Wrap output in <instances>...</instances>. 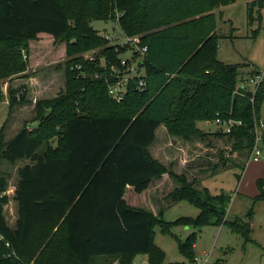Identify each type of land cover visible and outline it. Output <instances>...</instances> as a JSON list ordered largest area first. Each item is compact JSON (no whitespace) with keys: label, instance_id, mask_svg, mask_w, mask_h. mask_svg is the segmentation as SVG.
<instances>
[{"label":"trees","instance_id":"obj_1","mask_svg":"<svg viewBox=\"0 0 264 264\" xmlns=\"http://www.w3.org/2000/svg\"><path fill=\"white\" fill-rule=\"evenodd\" d=\"M236 1L0 0V101L2 83L28 70L31 41L39 33L64 43L68 57L65 90L36 103L38 125L28 121L11 137L7 121L0 127V163L24 162L17 168L14 225L5 208L11 199L9 174L0 175V264H132L138 253L149 255L148 264H162L164 253L153 243L155 224L169 233L176 223L211 221L251 238L250 222L227 218L230 196L197 186L224 169L246 168L261 119L264 83L250 90L240 65L217 55L214 9ZM263 6L264 0L248 3L250 23L262 20ZM97 19L117 22L147 45L146 88L131 81L120 102L108 92V71L99 57L83 56L98 49V56L120 66L127 48L111 45L92 25ZM78 64L86 76L71 69ZM8 94L11 113L25 100V89L10 87ZM229 120V131L198 126ZM159 127L169 135L161 144L167 159L171 150L186 159L181 171L174 167V155L168 163L152 153ZM54 135L59 137L55 148L49 140ZM217 140L230 151L203 153ZM159 181L163 186L155 188ZM153 186L151 207L129 200L131 191L141 194ZM258 186L256 198L264 200V178ZM182 199L198 205L199 215L166 220L167 208ZM193 245L192 237L180 245L192 260Z\"/></svg>","mask_w":264,"mask_h":264},{"label":"rangeland","instance_id":"obj_2","mask_svg":"<svg viewBox=\"0 0 264 264\" xmlns=\"http://www.w3.org/2000/svg\"><path fill=\"white\" fill-rule=\"evenodd\" d=\"M251 0H237L234 3L214 9L216 20V32L219 35L217 55L219 59L227 64L240 65V71L245 77L255 75L259 70L264 71V6L261 9L262 20L256 18L252 23L249 19L248 3ZM258 8L254 9L257 16ZM92 25L102 35H109L111 43L122 35L119 24L115 21L93 20ZM93 49L83 53L93 54ZM124 58H130L132 52L128 50L121 54ZM68 57L65 54V44L57 43L54 37L48 33L41 32L38 38L31 41V52L28 70L11 79L5 80L3 84L4 98L0 101V127L7 121V137L13 136L26 122H31V127L38 124L34 121L36 115V103L42 99L54 98L65 90ZM135 76L136 73H130ZM264 83V79L262 81ZM25 89V100L18 103L9 113V88ZM247 87L255 91L256 84H247ZM22 91L18 96H21ZM8 100V102H7ZM264 113V102L261 109ZM198 126L205 131L224 130L221 124L215 122L199 121ZM158 128V142L151 151L156 157L166 159L168 163L173 156L174 165H184V157H176V153L169 151L167 159L166 151L161 144L169 142V135L165 128ZM52 147H58L59 137H51ZM161 141L163 143H161ZM223 140H217L214 149L204 148L203 153L212 155L220 150L230 151V147ZM260 145L264 148V143ZM170 146V145H167ZM180 151V150H177ZM181 152V151H180ZM178 160V161H176ZM183 162V163H182ZM24 162L12 164L1 161L0 175L9 174L7 193L11 197L5 206L9 223L14 225L17 215V202L13 198L17 181V168ZM179 164V165H178ZM175 167V166H174ZM176 168V167H175ZM176 168V170H178ZM240 176V179L238 178ZM264 178V159H250L246 168L240 166L224 169L201 182L197 183L200 189L208 187L213 194L222 192L230 196L227 207V218L250 222L252 227L251 238L247 240L242 235L232 232L227 224H216L204 221L196 225L195 222L176 223L171 227V232H163L160 225L155 224L153 231V243L164 253L162 264H264V200H258V180ZM168 178V177H167ZM163 181L156 183L155 188L162 187ZM154 186L145 193L137 194L131 191L128 195L130 201L151 207L150 192H155ZM167 191V190H166ZM201 209L198 205L186 199L178 201L167 208L163 216L168 221L175 222L179 218L195 220ZM193 239V255L185 253L181 244ZM149 255L138 253L132 264H148ZM115 264V263H114Z\"/></svg>","mask_w":264,"mask_h":264},{"label":"built area","instance_id":"obj_3","mask_svg":"<svg viewBox=\"0 0 264 264\" xmlns=\"http://www.w3.org/2000/svg\"><path fill=\"white\" fill-rule=\"evenodd\" d=\"M111 45H120L127 46L124 52L130 50L132 52V56L130 58H124L120 56V66L118 63L111 61V59L105 55L98 56V49H93V54H86L85 59H89V61H96L97 57H99V61L101 65H103L108 73L105 74V82L107 83V88L109 94L116 99L117 101H122L129 90L130 82L137 80V86L140 90H144L147 85V77L144 70V66L142 65V61L144 60L147 52V45L142 44V39L140 35H128L122 31V35H117L115 38H120L117 41L111 43V39L109 35H103ZM82 65H73L72 70L77 71V75L86 76V72L80 70ZM80 70V71H79ZM134 71L136 73L135 76H132L130 73ZM95 78H102V75L99 72H95L93 75ZM104 77V76H103ZM264 79V71L259 70L255 75L245 77L244 84H256L259 85L262 83ZM235 93L241 94L238 88L235 89ZM8 102V100H7ZM9 103V102H8ZM232 120L225 121L221 124L225 130H230V124ZM264 138V121L260 119L258 125L256 126V142L254 145V149L252 151L251 158L254 160L264 159V150L260 145L262 139Z\"/></svg>","mask_w":264,"mask_h":264},{"label":"crops","instance_id":"obj_4","mask_svg":"<svg viewBox=\"0 0 264 264\" xmlns=\"http://www.w3.org/2000/svg\"><path fill=\"white\" fill-rule=\"evenodd\" d=\"M262 106H263V104H262ZM261 109H262V107H261ZM260 117H261V119L264 121V113H262L261 111H260ZM263 150H264V148H263ZM178 161V160H177ZM183 163V162H182ZM179 165V164H178ZM177 169H178V167L179 166H175ZM182 167L183 166H180V168L178 169L179 171H181L182 170ZM262 178V177H261ZM206 179V178H205ZM17 216V215H16ZM16 220V219H15ZM115 264H117V263H115Z\"/></svg>","mask_w":264,"mask_h":264}]
</instances>
